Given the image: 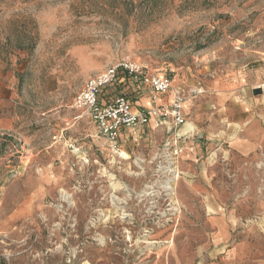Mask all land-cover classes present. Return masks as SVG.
I'll return each instance as SVG.
<instances>
[{"label": "rangeland", "instance_id": "1", "mask_svg": "<svg viewBox=\"0 0 264 264\" xmlns=\"http://www.w3.org/2000/svg\"><path fill=\"white\" fill-rule=\"evenodd\" d=\"M122 61L184 96L175 180L159 170L165 127L114 148L73 108ZM129 80L100 99L133 104ZM252 121L257 155L241 146ZM216 215L262 251L264 0H0V264H197Z\"/></svg>", "mask_w": 264, "mask_h": 264}, {"label": "built area", "instance_id": "2", "mask_svg": "<svg viewBox=\"0 0 264 264\" xmlns=\"http://www.w3.org/2000/svg\"><path fill=\"white\" fill-rule=\"evenodd\" d=\"M129 78L140 80L141 84L148 87L154 95H165L172 90L169 78L147 74L134 64L122 61L88 78L74 98L73 108L82 114H87L97 134L114 148L124 130L135 134L152 122L156 128L165 127L167 134H172L165 139L159 151V170L165 177H174L175 180L178 177L177 162L182 151L181 140L184 138L181 128L186 124L183 112L184 96L179 90H173L169 111L164 110L165 104L154 103L149 108L135 110L134 105L124 96L114 97L107 102L101 101L100 95L106 88ZM168 116L171 118L169 123H167ZM68 148L73 152H79L74 144L68 145ZM169 181L164 182V185L169 186L171 190ZM167 191L169 190L165 192Z\"/></svg>", "mask_w": 264, "mask_h": 264}, {"label": "crops", "instance_id": "3", "mask_svg": "<svg viewBox=\"0 0 264 264\" xmlns=\"http://www.w3.org/2000/svg\"><path fill=\"white\" fill-rule=\"evenodd\" d=\"M129 86L127 89L130 90V93L134 94L135 101L134 109L135 110H142L145 108H149L152 104L156 105H164L171 100V95H154L151 93H145V89H140L137 85L138 79L131 78L129 81ZM124 83V84H123ZM125 85V82H120L117 85ZM238 84V81H229L228 80V92L229 90H234V86ZM117 90V88L115 89ZM147 90V89H146ZM149 90V89H148ZM108 89H105V93ZM103 92V93H104ZM113 92H110L106 101L102 100V102H107L108 100L116 97L117 95H112ZM233 124V123H232ZM244 142L241 146L245 145L243 148L247 152H253L254 154H258L259 150H257V143L259 140L263 138V129L255 122L252 121L250 125L246 123L244 125ZM143 129V128H142ZM258 129L260 135H248L249 131H255ZM127 130H124L120 136V139L124 136V133ZM246 148V149H245ZM29 203V201H28ZM28 203L23 204L20 210L16 211L10 218V221L16 220L21 214H25L28 211ZM220 208V207H219ZM207 223L210 225L211 232L208 234V246L204 248V251L208 249L207 255L201 257L197 264H264V238L258 243L262 242V251L253 253L252 240H249V235L251 232H246V236L242 237L241 243H233L232 242V228H231V221L225 215H216L211 216L208 218ZM262 230L264 231V226H261ZM259 229V228H257ZM260 246V245H258ZM255 252V251H254Z\"/></svg>", "mask_w": 264, "mask_h": 264}, {"label": "bare ground", "instance_id": "4", "mask_svg": "<svg viewBox=\"0 0 264 264\" xmlns=\"http://www.w3.org/2000/svg\"><path fill=\"white\" fill-rule=\"evenodd\" d=\"M168 187V186H167ZM166 188V187H165ZM169 188V187H168Z\"/></svg>", "mask_w": 264, "mask_h": 264}]
</instances>
